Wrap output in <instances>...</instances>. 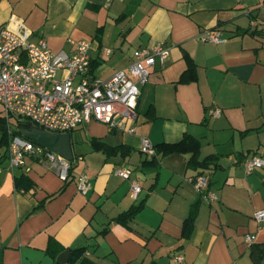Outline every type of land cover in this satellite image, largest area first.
<instances>
[{
  "label": "crops",
  "instance_id": "obj_1",
  "mask_svg": "<svg viewBox=\"0 0 264 264\" xmlns=\"http://www.w3.org/2000/svg\"><path fill=\"white\" fill-rule=\"evenodd\" d=\"M20 22L30 42L43 39L55 53L92 42L100 80L128 72L137 49L160 44L170 55L141 90L134 134L93 120L70 133L77 164L68 183L32 157L9 169L0 129V264H58L82 247L96 264H264V223L254 220L264 169L243 167L264 160V0H0V26ZM216 29L223 43L203 41ZM143 137L155 155L142 152ZM81 174L92 184L86 196ZM199 174L217 201L196 192L190 179ZM22 176L29 190L16 188ZM133 180L143 188L137 201ZM134 206V218L118 222Z\"/></svg>",
  "mask_w": 264,
  "mask_h": 264
},
{
  "label": "built area",
  "instance_id": "obj_2",
  "mask_svg": "<svg viewBox=\"0 0 264 264\" xmlns=\"http://www.w3.org/2000/svg\"><path fill=\"white\" fill-rule=\"evenodd\" d=\"M9 25L0 26V105L9 137V169L22 168L32 157L47 170L66 183L71 178L72 164L64 157L45 147L15 134L13 121L30 122L52 134H70L88 121L106 125L110 132H136L137 109L142 88L149 82L155 65L164 63L170 49L156 45L134 52L133 62L125 70L117 71L108 80H100L92 74L89 51L92 42L84 40L76 44L72 54L55 53L45 40L29 41V32H21ZM203 41L221 44L225 41L220 30H206ZM112 49H104L111 55ZM219 117L220 110H211ZM141 150L147 155L157 153L156 146L148 137L141 140ZM246 174L264 169V160L252 158L243 162ZM3 168L0 167V175ZM117 175L130 180L132 172L119 168ZM196 192L206 201L218 200L209 190V179L204 174L191 178ZM78 191L86 196L92 184L86 174L77 177ZM139 182H131V196L137 201L142 193ZM254 220L264 223V210L256 211ZM256 240L247 234L245 241L252 245ZM181 260V259H179Z\"/></svg>",
  "mask_w": 264,
  "mask_h": 264
},
{
  "label": "water",
  "instance_id": "obj_3",
  "mask_svg": "<svg viewBox=\"0 0 264 264\" xmlns=\"http://www.w3.org/2000/svg\"><path fill=\"white\" fill-rule=\"evenodd\" d=\"M20 134L70 162L74 159L73 143L70 134H52L33 124H28L25 128L20 129ZM70 258L71 252L65 251L58 257L57 263L67 264Z\"/></svg>",
  "mask_w": 264,
  "mask_h": 264
},
{
  "label": "trees",
  "instance_id": "obj_4",
  "mask_svg": "<svg viewBox=\"0 0 264 264\" xmlns=\"http://www.w3.org/2000/svg\"><path fill=\"white\" fill-rule=\"evenodd\" d=\"M30 122H19L17 124L18 130H13L15 134L21 135L20 134V128L26 126ZM0 129L3 132L5 138L7 139V144H9V138H8V133H7V128H6V121L3 117L0 116ZM189 137L186 136L181 143L187 144L189 143ZM73 172V169H72ZM72 172H71V177H72ZM71 179V178H70ZM69 182V181H68ZM67 182V183H68ZM33 183L30 181V179L26 176H22L21 178L16 179V188L20 190H29L32 187ZM139 207L134 206L131 210H129L127 213L122 214L118 222H128L130 219L134 218V215L138 211ZM87 253V248H77L73 249L71 251V258L69 263L67 264H96L93 262L89 257L86 256Z\"/></svg>",
  "mask_w": 264,
  "mask_h": 264
},
{
  "label": "rangeland",
  "instance_id": "obj_5",
  "mask_svg": "<svg viewBox=\"0 0 264 264\" xmlns=\"http://www.w3.org/2000/svg\"><path fill=\"white\" fill-rule=\"evenodd\" d=\"M0 112H2V106L0 105ZM14 123L12 124V129L13 130H17L18 129V126H17V124H18V122L17 121H13ZM87 157V156H86ZM89 159V157H87V160ZM76 160L77 159H75V161L73 160V161H71V164H74V166L77 164V162H76ZM84 163V162H83ZM78 164H79V166L81 167L83 164L82 163H80V162H78ZM78 166V167H79Z\"/></svg>",
  "mask_w": 264,
  "mask_h": 264
}]
</instances>
